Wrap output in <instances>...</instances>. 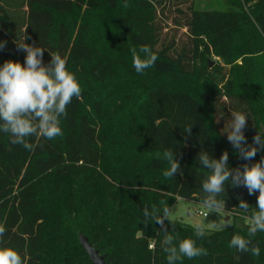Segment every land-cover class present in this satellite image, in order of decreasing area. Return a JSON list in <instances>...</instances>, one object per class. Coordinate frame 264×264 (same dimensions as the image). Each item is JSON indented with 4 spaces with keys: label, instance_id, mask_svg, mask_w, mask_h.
<instances>
[{
    "label": "trees",
    "instance_id": "obj_1",
    "mask_svg": "<svg viewBox=\"0 0 264 264\" xmlns=\"http://www.w3.org/2000/svg\"><path fill=\"white\" fill-rule=\"evenodd\" d=\"M227 2V11L206 12L193 0H0V66L23 64L16 43L25 42L45 49V65L58 53L82 89L61 117V136L29 137L27 150L0 132V247L14 249L23 264H92L82 235L105 264H168L164 249L191 239L207 255L172 264H264V232L249 237L250 225L234 224L198 237L163 212L178 198L201 204L211 196L203 190L211 170L199 162L201 152L219 161L227 151L228 168L241 171L264 156L239 157L216 121L224 111L246 115L247 145L264 133V0H246L254 2L247 11ZM171 10L185 41L163 40L161 17ZM142 45L158 59L138 74L131 49ZM211 57L229 68L226 75ZM166 150L179 163L172 178L163 175ZM231 181L215 200L235 221L251 220L258 190L249 195ZM235 235L259 247V257L229 248Z\"/></svg>",
    "mask_w": 264,
    "mask_h": 264
},
{
    "label": "clouds",
    "instance_id": "obj_2",
    "mask_svg": "<svg viewBox=\"0 0 264 264\" xmlns=\"http://www.w3.org/2000/svg\"><path fill=\"white\" fill-rule=\"evenodd\" d=\"M127 6V5H125ZM6 46V42L0 41V50ZM17 50L26 53L24 63L6 60L0 66V132L11 134V143L22 145L31 150L32 145L28 138L32 136L43 137L52 140L61 136V117L67 116L66 108L73 98L80 99L82 89L73 73L66 68V61L58 53H49L51 61L45 65L43 55L45 49L34 47L25 42L16 43ZM140 53H143L141 58ZM132 66L136 73L142 74L148 68L155 65L158 56L152 52L148 45H142L137 51L131 49ZM231 121L228 128V141L233 145L236 153L244 160H252L257 151H264V141L261 140L262 132H257L253 138V145H247L242 129L246 126V115L239 111L231 112ZM192 127L184 129V133L191 135ZM259 145V149L255 146ZM163 158L170 167L164 171L166 178L174 177L179 168V163L173 158L172 151L166 150ZM228 153L225 151L220 160H210L208 155L201 152L199 162L210 169L211 172L203 182V190L211 196L201 202V205L209 212H219L224 208V201H216L215 196L223 193V184L232 176L233 187L244 185L249 195L259 192L257 197L258 213H253L248 236L253 237L258 231L264 232V156L255 164H244L243 171L240 168L230 170L227 165ZM239 207L247 211L249 206L243 200ZM164 216H169V208H163ZM157 223L163 224V220L156 217ZM197 224H199L197 222ZM6 229L0 226V243ZM198 237L205 235L203 226L195 229ZM172 236H167L165 243L171 244ZM250 239L235 235L228 247L235 248L239 252L250 253L259 257L260 249L257 246L249 248ZM168 253V264L182 258L194 259L207 255L202 247H197L194 240L183 239L179 245L165 248ZM0 264H23L21 256L12 248L0 247Z\"/></svg>",
    "mask_w": 264,
    "mask_h": 264
},
{
    "label": "rangeland",
    "instance_id": "obj_3",
    "mask_svg": "<svg viewBox=\"0 0 264 264\" xmlns=\"http://www.w3.org/2000/svg\"><path fill=\"white\" fill-rule=\"evenodd\" d=\"M234 1V0H233ZM236 1V0H235ZM242 5H244V9L247 11L248 7L250 5H253L254 2H249L246 4V0H237ZM194 8L197 11H227L229 9L227 0H193ZM176 16V14L171 10V12L168 14V19H165V17H161V19L164 21V31H163V40L166 43H169L172 39H175L176 41L178 39H181L182 41L187 40L185 36V29L177 28L171 23V19ZM210 63H212V66L215 64H219L220 66H224L221 61L218 58L211 57ZM223 73L227 74L228 67L224 66ZM229 112V113H228ZM231 113L230 111H224L222 113H219L217 115L216 121L217 125L221 129L222 133L227 137L228 136V128L229 123L231 121ZM66 186V183H63L61 185L62 187ZM60 189V191H61ZM197 211H201L205 213L207 216L202 217L197 215ZM191 215H194L197 219V223H193ZM227 217L229 218L228 220ZM169 220L172 221H180L184 224L193 226L195 228L203 226L205 230L207 231H219L228 227L233 226L236 224L238 227H244L247 226L248 223L250 224L248 219H242V220H234V216L232 214H228L224 212L222 209L219 212H209L208 209L204 208L200 203L195 204L194 202L190 200H184L180 199L177 200L176 203L173 205L171 210L169 211V216L167 217Z\"/></svg>",
    "mask_w": 264,
    "mask_h": 264
},
{
    "label": "water",
    "instance_id": "obj_4",
    "mask_svg": "<svg viewBox=\"0 0 264 264\" xmlns=\"http://www.w3.org/2000/svg\"><path fill=\"white\" fill-rule=\"evenodd\" d=\"M210 65L212 66V63ZM228 219L229 218L227 217L226 220H228ZM192 221H193V223H197V219L195 218L194 215H192ZM78 240H79L80 246L87 253L89 260L92 264H105V262H104L105 256H100L98 251L91 247L87 238L80 235L78 237Z\"/></svg>",
    "mask_w": 264,
    "mask_h": 264
},
{
    "label": "built area",
    "instance_id": "obj_5",
    "mask_svg": "<svg viewBox=\"0 0 264 264\" xmlns=\"http://www.w3.org/2000/svg\"><path fill=\"white\" fill-rule=\"evenodd\" d=\"M197 204L199 205V203H197ZM196 213H197V215L202 216V217H206L207 216L205 213H203L201 211H197ZM249 222H250V224L248 223V225L251 226V220H249ZM149 249H153V246L149 245Z\"/></svg>",
    "mask_w": 264,
    "mask_h": 264
},
{
    "label": "crops",
    "instance_id": "obj_6",
    "mask_svg": "<svg viewBox=\"0 0 264 264\" xmlns=\"http://www.w3.org/2000/svg\"><path fill=\"white\" fill-rule=\"evenodd\" d=\"M177 200H180V198H178ZM190 201H192V200H190ZM192 202H194L195 204H197V202H195V201H192ZM191 218H192V215H191ZM196 218V217H195Z\"/></svg>",
    "mask_w": 264,
    "mask_h": 264
}]
</instances>
